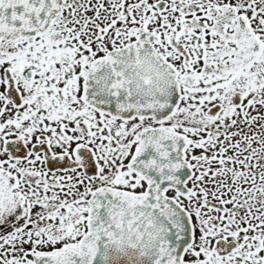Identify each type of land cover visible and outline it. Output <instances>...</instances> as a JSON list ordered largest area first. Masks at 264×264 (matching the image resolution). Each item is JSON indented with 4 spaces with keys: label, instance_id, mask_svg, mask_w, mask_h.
Wrapping results in <instances>:
<instances>
[{
    "label": "snow or ice",
    "instance_id": "obj_1",
    "mask_svg": "<svg viewBox=\"0 0 264 264\" xmlns=\"http://www.w3.org/2000/svg\"><path fill=\"white\" fill-rule=\"evenodd\" d=\"M0 264H264V0H0Z\"/></svg>",
    "mask_w": 264,
    "mask_h": 264
}]
</instances>
